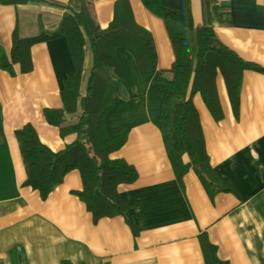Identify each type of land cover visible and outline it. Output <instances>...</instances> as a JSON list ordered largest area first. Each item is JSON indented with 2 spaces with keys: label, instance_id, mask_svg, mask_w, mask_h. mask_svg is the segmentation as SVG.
Listing matches in <instances>:
<instances>
[{
  "label": "crops",
  "instance_id": "0c3cea01",
  "mask_svg": "<svg viewBox=\"0 0 264 264\" xmlns=\"http://www.w3.org/2000/svg\"><path fill=\"white\" fill-rule=\"evenodd\" d=\"M115 0H89L98 28L112 18ZM135 21L149 31L156 67L142 72L134 53L115 49L127 93L113 94L105 115L109 137L126 132L124 143L111 152L136 171L132 182L119 183L117 193L133 202L130 226L120 214L93 220L74 194L81 189L78 170L40 198L23 184L25 171L14 131L30 123L52 151L72 142L74 133H60L43 115L60 106V91L72 71L63 36L30 46V68L12 73L0 68V264H205L199 236L215 245L228 264H264V74L244 70L234 117L221 79L217 91L223 116L213 120L193 97L203 130L209 163L230 191L209 196L189 169L179 183L168 160L158 116L161 99L154 85L174 54L162 19L140 0H128ZM194 26H209L217 38L246 60L264 66V0H189ZM80 0H27L0 3V48L10 61L12 33L19 38L52 31L63 14L78 12ZM79 94L85 87L92 53L84 35ZM79 106L64 114L60 126L77 121ZM186 160V156H183ZM15 249L12 254L11 249Z\"/></svg>",
  "mask_w": 264,
  "mask_h": 264
},
{
  "label": "trees",
  "instance_id": "16d2710c",
  "mask_svg": "<svg viewBox=\"0 0 264 264\" xmlns=\"http://www.w3.org/2000/svg\"><path fill=\"white\" fill-rule=\"evenodd\" d=\"M27 0H0L17 3ZM78 12L63 14L52 31H40L29 38H19L15 31L11 38L10 61L0 48V68L12 73L11 64L21 71L30 68L29 50L34 43L63 36L73 69L66 75L60 91V106L43 110L45 120L60 127V133H74L72 142L58 151H52L38 138L34 127L25 123L14 131L25 171L23 184L36 189L40 198L61 182L70 169L78 170L81 189L74 194L84 203L93 220L120 214L132 226L128 213L133 202L122 198L116 190L119 183L132 182L135 169L110 153L125 141L126 132L108 138L105 115L113 106V94L127 93V84L121 74L115 49L125 47L134 53L138 68L145 72L156 67V54L148 30L139 25L131 12L128 0L113 2L112 18L100 29L89 10V0H80ZM153 15L162 19L174 59L166 72H157L161 83L154 85V93L161 99L158 121L161 137L175 178L191 169L209 196L219 191H230L209 163L203 130L193 97L200 100L218 121L223 112L220 105L217 80L221 79L234 117L238 113L239 91L244 70L264 74V66L242 58L224 45L209 26H194L189 0H140ZM84 35L92 53V64L86 82L85 94H79L83 59ZM79 106L77 121L60 126L64 114H73ZM186 160H183V156ZM205 264H228L216 255L215 245L206 235L199 236ZM15 249H11L12 254Z\"/></svg>",
  "mask_w": 264,
  "mask_h": 264
},
{
  "label": "built area",
  "instance_id": "2783aa9c",
  "mask_svg": "<svg viewBox=\"0 0 264 264\" xmlns=\"http://www.w3.org/2000/svg\"><path fill=\"white\" fill-rule=\"evenodd\" d=\"M98 264H108L105 260L103 259H100L99 263Z\"/></svg>",
  "mask_w": 264,
  "mask_h": 264
}]
</instances>
